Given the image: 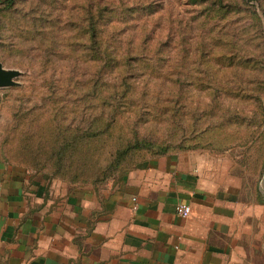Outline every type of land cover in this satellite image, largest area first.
Instances as JSON below:
<instances>
[{
	"label": "rangeland",
	"instance_id": "rangeland-1",
	"mask_svg": "<svg viewBox=\"0 0 264 264\" xmlns=\"http://www.w3.org/2000/svg\"><path fill=\"white\" fill-rule=\"evenodd\" d=\"M95 26L128 62L99 72ZM0 60L20 71L0 88L11 158L89 184L188 153L264 201V0H0Z\"/></svg>",
	"mask_w": 264,
	"mask_h": 264
},
{
	"label": "crops",
	"instance_id": "crops-1",
	"mask_svg": "<svg viewBox=\"0 0 264 264\" xmlns=\"http://www.w3.org/2000/svg\"><path fill=\"white\" fill-rule=\"evenodd\" d=\"M0 264H264V201L188 153L68 184L0 148Z\"/></svg>",
	"mask_w": 264,
	"mask_h": 264
},
{
	"label": "trees",
	"instance_id": "trees-1",
	"mask_svg": "<svg viewBox=\"0 0 264 264\" xmlns=\"http://www.w3.org/2000/svg\"><path fill=\"white\" fill-rule=\"evenodd\" d=\"M102 9H103V7H101V6L98 8L97 22H96V24H98V27H99L100 21H102L103 18H104L103 14H102L103 13ZM92 35L94 36V38L96 40V43H97V47L95 49V57H96V60L99 63H101L100 64L101 67H100L99 72H102L104 67H106L107 65H109L111 63H112V66L119 67L121 64H124L125 62H128V57L126 55H122V54L119 53L120 48L119 49L110 48L107 45V43H106L107 40L103 38L101 32L99 31V29L96 26H95V30L93 29ZM19 152H23L24 154H26V155L28 154L30 156H31L32 153H34L32 149L29 150L24 145H21L19 147ZM167 153H170V152H167ZM18 154L21 155L20 153H18ZM162 154H166V153H156V154H153L151 156L162 155ZM10 155L12 157H14L13 154H10ZM151 156H148V157H151ZM143 157L138 159V160H136V161H134V162H132V163H130L129 165L125 166L123 169L119 170L118 171V176H115L113 178L121 177L126 171L136 167L139 163L143 162L144 160H146L148 158L147 156H145L144 158ZM17 160L19 162H21V163H24V164H26V165H28L30 167L35 168V169L43 170V171H47V172L52 173L49 169H47L45 167V164L42 163V161L41 162L36 161L35 158H33V159H25L23 157V158L17 159ZM62 175L63 176H67L65 172H62ZM108 179H112V178H107L106 177V178H101V179H97V180H92L89 184H99V183L105 182ZM80 181H83V180H80ZM75 183H77V182H75Z\"/></svg>",
	"mask_w": 264,
	"mask_h": 264
},
{
	"label": "water",
	"instance_id": "water-1",
	"mask_svg": "<svg viewBox=\"0 0 264 264\" xmlns=\"http://www.w3.org/2000/svg\"><path fill=\"white\" fill-rule=\"evenodd\" d=\"M20 71L16 69H7L0 60V88L11 87L17 84L16 78Z\"/></svg>",
	"mask_w": 264,
	"mask_h": 264
},
{
	"label": "built area",
	"instance_id": "built-area-1",
	"mask_svg": "<svg viewBox=\"0 0 264 264\" xmlns=\"http://www.w3.org/2000/svg\"><path fill=\"white\" fill-rule=\"evenodd\" d=\"M176 211L178 215L188 217L192 212V208L189 204L181 202L176 206Z\"/></svg>",
	"mask_w": 264,
	"mask_h": 264
}]
</instances>
